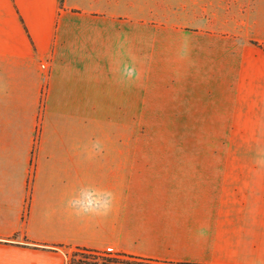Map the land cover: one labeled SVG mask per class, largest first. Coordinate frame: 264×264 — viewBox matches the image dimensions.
Masks as SVG:
<instances>
[{"label": "crops", "instance_id": "crops-1", "mask_svg": "<svg viewBox=\"0 0 264 264\" xmlns=\"http://www.w3.org/2000/svg\"><path fill=\"white\" fill-rule=\"evenodd\" d=\"M0 89V264H66L56 246L264 264V0H0ZM136 105L221 122L222 159L136 161ZM106 191L108 217L64 207Z\"/></svg>", "mask_w": 264, "mask_h": 264}, {"label": "rangeland", "instance_id": "rangeland-1", "mask_svg": "<svg viewBox=\"0 0 264 264\" xmlns=\"http://www.w3.org/2000/svg\"><path fill=\"white\" fill-rule=\"evenodd\" d=\"M222 12L221 8L215 10L216 28H221L218 18L222 19ZM179 15L183 20L191 17L190 10L182 11ZM144 108L149 113L143 114ZM160 116L173 115L159 114L158 106L136 105V119L129 128V144L135 146L136 161L222 159L221 122L194 120V115L186 112L176 115L179 117L177 119H162ZM102 252L107 254L106 251ZM110 255L116 257L118 254ZM121 261V264H164L161 261Z\"/></svg>", "mask_w": 264, "mask_h": 264}, {"label": "clouds", "instance_id": "clouds-1", "mask_svg": "<svg viewBox=\"0 0 264 264\" xmlns=\"http://www.w3.org/2000/svg\"><path fill=\"white\" fill-rule=\"evenodd\" d=\"M180 57L186 59L190 52V41L187 37L182 38L180 45ZM141 73L135 62H121L118 68V79L123 84H133L141 79ZM2 90V89H0ZM90 149L85 153L88 158L102 156L105 152L106 145L99 137L90 141ZM254 163L258 167H264V148L257 147L254 154ZM87 187V186H85ZM82 188L78 189L81 190ZM107 195L103 202L95 199H81L73 195L66 199L64 207L71 210V215L76 218H95L108 217L116 205V195L112 191H106ZM206 227H201L198 232V238L206 237Z\"/></svg>", "mask_w": 264, "mask_h": 264}, {"label": "trees", "instance_id": "trees-1", "mask_svg": "<svg viewBox=\"0 0 264 264\" xmlns=\"http://www.w3.org/2000/svg\"><path fill=\"white\" fill-rule=\"evenodd\" d=\"M27 206H26L25 215L27 213ZM53 249H61L66 252V256H67L66 264H121L120 263L122 262L121 259L131 260L136 262L137 261L156 262V260L153 259L140 258V257L130 256L127 254H118L116 257H112L111 255L106 254L100 250H94L85 247L69 248L64 246H56ZM164 264H171V263L164 262ZM180 264H191V263H180Z\"/></svg>", "mask_w": 264, "mask_h": 264}, {"label": "built area", "instance_id": "built-area-1", "mask_svg": "<svg viewBox=\"0 0 264 264\" xmlns=\"http://www.w3.org/2000/svg\"><path fill=\"white\" fill-rule=\"evenodd\" d=\"M106 252H107V254H109V255H110V254H114V252H113L110 248L107 249Z\"/></svg>", "mask_w": 264, "mask_h": 264}]
</instances>
